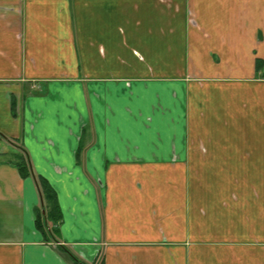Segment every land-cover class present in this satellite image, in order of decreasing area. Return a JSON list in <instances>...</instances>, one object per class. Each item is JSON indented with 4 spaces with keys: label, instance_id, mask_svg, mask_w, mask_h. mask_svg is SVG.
<instances>
[{
    "label": "crops",
    "instance_id": "crops-1",
    "mask_svg": "<svg viewBox=\"0 0 264 264\" xmlns=\"http://www.w3.org/2000/svg\"><path fill=\"white\" fill-rule=\"evenodd\" d=\"M0 264H264V0H0Z\"/></svg>",
    "mask_w": 264,
    "mask_h": 264
},
{
    "label": "trees",
    "instance_id": "trees-1",
    "mask_svg": "<svg viewBox=\"0 0 264 264\" xmlns=\"http://www.w3.org/2000/svg\"><path fill=\"white\" fill-rule=\"evenodd\" d=\"M14 164L22 176L34 175L42 200L41 205L36 209V226L44 233H49L48 229L50 228L51 233V231L53 230L49 222L57 223L61 218L60 210L57 206L55 191L46 181V179L33 173L30 167L29 158L24 152L17 157ZM62 249L69 253L70 257L73 260L78 261V259L72 254V252H70L65 247H63Z\"/></svg>",
    "mask_w": 264,
    "mask_h": 264
},
{
    "label": "rangeland",
    "instance_id": "rangeland-1",
    "mask_svg": "<svg viewBox=\"0 0 264 264\" xmlns=\"http://www.w3.org/2000/svg\"><path fill=\"white\" fill-rule=\"evenodd\" d=\"M164 15L166 16V20H175V19H182V13H159L157 18H155L154 14L148 13V12H139L137 13V19L138 20H150V19H162L164 18ZM178 15V16H177Z\"/></svg>",
    "mask_w": 264,
    "mask_h": 264
}]
</instances>
